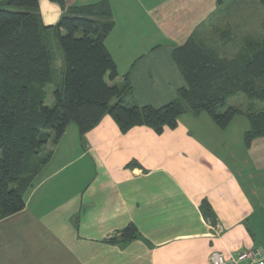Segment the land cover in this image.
Returning a JSON list of instances; mask_svg holds the SVG:
<instances>
[{"label":"crops","instance_id":"obj_1","mask_svg":"<svg viewBox=\"0 0 264 264\" xmlns=\"http://www.w3.org/2000/svg\"><path fill=\"white\" fill-rule=\"evenodd\" d=\"M103 1L40 0L35 13L54 25L70 6ZM106 1L115 21L106 45L116 81L129 74L139 105L171 102L187 86L174 48L200 38L225 0ZM249 21L227 24L238 32ZM202 114L185 113L161 134L145 125L124 133L109 114L83 136L71 124L46 146L52 157L25 208L0 220V264H211L214 251L229 257L253 249L264 257V137L246 146L243 114L248 122L236 116L226 129L207 114L208 132ZM233 125L238 131L230 132ZM203 200L215 222L202 213ZM130 223L141 239L107 243Z\"/></svg>","mask_w":264,"mask_h":264},{"label":"trees","instance_id":"obj_2","mask_svg":"<svg viewBox=\"0 0 264 264\" xmlns=\"http://www.w3.org/2000/svg\"><path fill=\"white\" fill-rule=\"evenodd\" d=\"M260 2L264 7V0ZM39 3L0 4V220L25 208L26 193L52 157L46 146L50 141L57 144L71 124L83 136L109 114L124 133L145 125L161 134L176 128L185 113H206L221 129L243 114L250 123L246 146L264 137V109L259 108L264 106V37L247 38L231 58L189 39L172 52L187 86L163 106L139 105L129 74L116 81L117 63L106 45L115 27L110 3L70 6L54 25H44L35 13ZM49 85L54 86L51 106L46 104ZM239 93L249 99L244 109L229 105ZM201 210L215 222L207 200ZM141 238L136 224L130 223L107 243Z\"/></svg>","mask_w":264,"mask_h":264},{"label":"rangeland","instance_id":"obj_3","mask_svg":"<svg viewBox=\"0 0 264 264\" xmlns=\"http://www.w3.org/2000/svg\"><path fill=\"white\" fill-rule=\"evenodd\" d=\"M247 15H249L250 21L248 25L244 24L243 30L237 32L231 25L227 24L228 18H234L235 22V20L239 18L245 17L246 19ZM214 18L211 19L212 23H210L204 31L199 32L200 38L194 40L217 49L222 56L231 58L236 55L244 48L245 40L249 37L256 40H261L264 37V7L261 5L260 0H225L217 17ZM217 18L218 23L216 20ZM233 33H237L235 38L233 37ZM205 35L207 36L204 37ZM59 64L60 61H58V66ZM58 75L60 76L59 73ZM46 90L48 93L46 104L49 106L54 105V86L49 85ZM248 103L249 99L243 93H239L229 101V105H235L243 109L246 108ZM259 108L262 110L264 106L260 104ZM241 115L242 114H239V116L237 115V118H241L248 122L247 119ZM201 116L205 119L200 121V126L204 130L210 132L212 130V119L207 114H202ZM219 130L223 131L220 128ZM231 131H238V125H233L230 129V132ZM221 136L224 142L226 136L224 133H221ZM52 250L56 249L52 248ZM60 250H63V248H60Z\"/></svg>","mask_w":264,"mask_h":264},{"label":"built area","instance_id":"obj_4","mask_svg":"<svg viewBox=\"0 0 264 264\" xmlns=\"http://www.w3.org/2000/svg\"><path fill=\"white\" fill-rule=\"evenodd\" d=\"M264 264V257L259 249L242 251L241 253L226 257L222 252L214 251L210 256L211 264Z\"/></svg>","mask_w":264,"mask_h":264}]
</instances>
